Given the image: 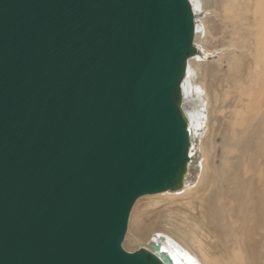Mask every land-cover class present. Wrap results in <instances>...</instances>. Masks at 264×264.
<instances>
[{"label": "water", "instance_id": "1", "mask_svg": "<svg viewBox=\"0 0 264 264\" xmlns=\"http://www.w3.org/2000/svg\"><path fill=\"white\" fill-rule=\"evenodd\" d=\"M195 35L191 0H0V264H175L123 243L183 185Z\"/></svg>", "mask_w": 264, "mask_h": 264}, {"label": "bare ground", "instance_id": "2", "mask_svg": "<svg viewBox=\"0 0 264 264\" xmlns=\"http://www.w3.org/2000/svg\"><path fill=\"white\" fill-rule=\"evenodd\" d=\"M191 1L201 16L194 40L198 52L189 58L183 91L190 154L199 142L204 155L195 168L200 176L193 184L187 171L180 189L140 197L151 196L150 205L158 201L151 207L164 206L151 219L145 208L135 209L137 201L127 232L135 228L137 235L128 240L127 234L123 244L134 250L160 242V254L175 264H264V178L254 174L264 173V108L254 106L257 86L264 88V0ZM200 52L221 56L207 61ZM218 138L235 152L222 164L215 156ZM247 158L250 175L243 171Z\"/></svg>", "mask_w": 264, "mask_h": 264}, {"label": "rangeland", "instance_id": "3", "mask_svg": "<svg viewBox=\"0 0 264 264\" xmlns=\"http://www.w3.org/2000/svg\"><path fill=\"white\" fill-rule=\"evenodd\" d=\"M198 15H196V18H200L201 16L199 15L198 17H197ZM199 28V30H200V27H198ZM217 55H219V56H217ZM221 56V54L218 52V54L215 52V53H213V54H206V53H203V52H200V54H199V57L200 58H202L203 60H210V61H213V60H217V58L218 57H220ZM206 57V58H205ZM205 58V59H204ZM225 69H228V66L226 65V64H224V66H223ZM260 87H258L257 86V88H256V93H255V96H256V98H257V96L259 95V97L258 98H260V99H258L257 98V102L256 103H254V106H256L255 108H257L258 110H259V108H260V110L261 109H263L264 108V103H263V101H264V99H262L261 97L262 96H264V88H262L263 86L262 85H259ZM263 90H262V89ZM260 90V91H259ZM262 90V91H261ZM259 93V94H258ZM260 93H261V95H260ZM263 94V95H262ZM229 96L230 95H228L227 96V98L229 99ZM264 98V97H263ZM263 100V101H260V100ZM196 101V104H198V105H202V103H203V101H202V99H201V97H198L197 99H195ZM200 102V103H199ZM261 103V104H260ZM253 105V104H252ZM202 108H203V106H202ZM252 108H254V107H252ZM256 111V110H255ZM263 125H264V121H263ZM262 125V128H264V126ZM261 136H264V135H261ZM261 140V139H260ZM196 145V146H195ZM194 147H193V151H192V156H193V161H190L189 162V165H188V175H189V179H191L190 181H192V183L193 184H195V183H197V181H198V179H199V176H200V171L199 170H197V169H195L196 168V166L200 163V161H203L202 159H204V155H203V153H202V151H201V149H200V147H199V142H196V144H194L193 145ZM217 149H215V156H216V162H217V164H222V163H225V162H227V160L225 161V159H224V157H227V156H231L232 154H235V152H233V150L232 149H230V148H225V147H223V145H222V142H221V138H218V143H217V147H216ZM225 151V152H224ZM233 152V153H232ZM222 159L224 160V162L222 161ZM248 159V158H247ZM258 161H260V160H258ZM250 162H252L251 161V159H248L247 161H245L244 162V168H243V171L245 172V174L246 175H250L252 172H253V170H251L250 168H248L249 166H250ZM257 163V161L255 160L254 161V163ZM246 163V164H245ZM248 168V169H247ZM259 171V170H258ZM262 169H260V173L258 172V173H256L257 171H254V174L256 175L255 177H256V179L258 180V178H260V177H262V178H264V173H262ZM263 175H262V174ZM262 176H261V175ZM262 178L261 179H259V184L262 182L261 180H262ZM149 198H147V197H145V198H141V199H139V200H137L138 201V203H137V205H136V210L137 209H146L147 210V212L149 211V213L151 212V219L154 217V215H153V213L154 212H156L157 211V209H159V208H161L162 206H164L163 205V203H156L154 206H152L151 207V205H153L155 202H158V201H154V200H152V201H154V203L153 204H151L150 205V203L151 202H149L150 201V197L151 196H148ZM141 200V201H140ZM230 204H235V203H233V201H231V202H229ZM138 206V207H137ZM135 207V206H134ZM149 208V209H148ZM135 209H134V211H135ZM133 212V211H132ZM134 213V212H133ZM132 213V214H133ZM131 214V215H132ZM155 214V213H154ZM134 215V214H133ZM249 216H251V214L249 215ZM250 218H252V217H250ZM130 219H131V217H130ZM247 226L249 225V224H251L250 222H248V223H245ZM131 225V221L129 222V226ZM129 229V228H128ZM127 234H129V233H127ZM130 238H128V240H132V238H134L133 236H135V235H137V231H136V229L135 228H133V232L131 233L130 232ZM129 237V236H128ZM125 241H127L126 239L124 240V242ZM133 243V242H132ZM150 242H148V244H149ZM132 245H134V246H136V244L135 243H133ZM125 247V246H124ZM129 248H133V247H129ZM127 249V248H126ZM137 249V248H136ZM135 250V249H134ZM260 264H261V262H260Z\"/></svg>", "mask_w": 264, "mask_h": 264}]
</instances>
